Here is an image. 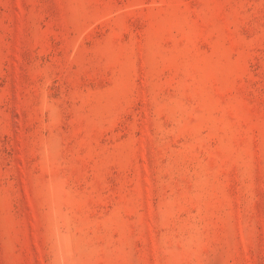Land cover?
<instances>
[{
  "label": "rangeland",
  "instance_id": "rangeland-1",
  "mask_svg": "<svg viewBox=\"0 0 264 264\" xmlns=\"http://www.w3.org/2000/svg\"><path fill=\"white\" fill-rule=\"evenodd\" d=\"M0 264H264V0H0Z\"/></svg>",
  "mask_w": 264,
  "mask_h": 264
}]
</instances>
